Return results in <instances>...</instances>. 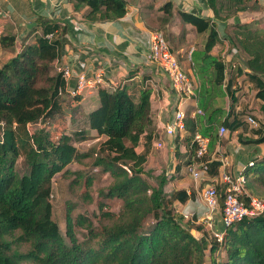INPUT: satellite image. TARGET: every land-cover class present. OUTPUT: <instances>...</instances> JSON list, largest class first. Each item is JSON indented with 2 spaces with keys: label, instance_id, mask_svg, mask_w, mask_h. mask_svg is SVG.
Here are the masks:
<instances>
[{
  "label": "trees",
  "instance_id": "obj_1",
  "mask_svg": "<svg viewBox=\"0 0 264 264\" xmlns=\"http://www.w3.org/2000/svg\"><path fill=\"white\" fill-rule=\"evenodd\" d=\"M68 1L84 23L116 21L125 16L129 4H138L146 27L164 33L178 63L180 55L187 56L185 24L194 26L197 34L207 33L202 50L192 55L197 76L207 84L200 90L203 116L192 119V108L187 107L185 130L175 137L177 147L184 144L189 151L184 166L204 163L208 178H215L221 168L212 158L216 145L227 143L233 134L243 145L264 144L263 127L251 131L254 137L242 135L248 126L237 109L236 87L240 79H247L264 115V24L256 19L264 7L258 0H204L240 54L230 69L225 58L211 54L223 43L212 20L173 12L169 2L159 9L161 16L151 17L149 0ZM174 17L182 24L178 34L167 31ZM233 18L243 21L229 23ZM33 23L20 44L11 29L0 36V49L11 54L0 64V264H206V259L208 264H264V212L226 226L219 240L209 236L196 217L187 219L177 211L175 204L194 201V192L169 191L164 172L156 175L146 169L154 133L151 88H141L138 95L125 85L99 88L97 107L85 112L79 96L66 98L64 79L54 66L67 42L68 25L45 16ZM220 127L228 138L219 136ZM196 134L209 139L208 152L200 160L194 155ZM96 138L103 141L86 151L79 149ZM142 139L145 151L137 153ZM72 164L93 172L70 171ZM94 172L109 179L99 197L118 200L121 207L116 213L103 212L104 201L98 202L100 217L109 220L100 228L86 216L72 217L68 208L65 240L53 218V178L59 173L73 176L70 187L81 186L82 199L88 202ZM242 176L246 194L259 198L255 186L264 188V156L253 159ZM216 190L222 205V189ZM241 200L249 206V198ZM75 228L84 229L80 238Z\"/></svg>",
  "mask_w": 264,
  "mask_h": 264
},
{
  "label": "crops",
  "instance_id": "obj_2",
  "mask_svg": "<svg viewBox=\"0 0 264 264\" xmlns=\"http://www.w3.org/2000/svg\"><path fill=\"white\" fill-rule=\"evenodd\" d=\"M149 1L153 3L151 17L161 16L162 13L159 9L169 2L173 12L182 11L214 21L223 43L227 40L222 38V35H225L224 24L214 19L212 10L206 6L204 0ZM258 3L264 7V0H258ZM0 11L2 13L0 16L2 32L11 29L16 34L18 44L28 35V30L32 28L28 26L38 16H45L68 25L67 42L63 45L59 59L54 63L55 68L58 66L69 67L72 70L71 87L76 85L79 74H84L86 78L90 79L98 73H104L103 82L100 86L95 89H87L79 95L85 112L97 107L99 88L115 89L125 85L138 95L141 88L150 87L154 133L147 149L146 169L153 171L156 175L164 172L170 180L169 191L186 190L188 193L194 192L195 199L197 198V182L193 181L187 174L186 166L183 164L188 158V148L184 144L177 147L175 137H168L164 134V126L171 120L176 108V94L159 66L148 59L149 42L153 32L146 27L144 16L138 4H129L123 18L102 23L82 22L81 14L73 11L72 4L68 0H0ZM242 21V19L233 18L229 20V23ZM181 28V22L174 17L167 26V31L178 34ZM184 28L187 31V46L185 48L187 56L182 57L180 55L179 63L195 86L196 102L199 107L200 90H202L203 84L205 87L207 84L197 76L192 55L202 50L207 33L197 34L196 29L191 24H185ZM161 33L165 36L163 32ZM223 43L212 49L211 54L213 56L224 58ZM9 57L11 54L0 49V64ZM226 65L227 69H230L234 62L229 59ZM143 77L147 78L144 82H142ZM66 98L69 97L66 95ZM225 106L228 108L227 101ZM188 107L193 109L191 101ZM198 117L200 116L195 119ZM222 137L228 138V133ZM99 139L103 140V138H96L91 141ZM159 143L162 145L161 148L157 147ZM144 145L145 140L142 139L139 147L136 148L137 153L145 151ZM260 146L240 144L237 142L236 134L231 135L227 143L216 145L214 154L217 156L212 155L214 160L221 163L219 175L215 178H208L206 175L200 181H205L206 185L215 183L220 186V191L222 189L223 192V186L220 182L221 174L225 172L233 175L242 174L253 159L262 157ZM186 204H175L177 211L182 215L185 214L182 208ZM205 218L209 220L208 226L215 227V231L218 233L223 232L225 227L221 218L218 219L215 215L209 214L208 211ZM202 240H206L205 237Z\"/></svg>",
  "mask_w": 264,
  "mask_h": 264
},
{
  "label": "built area",
  "instance_id": "obj_3",
  "mask_svg": "<svg viewBox=\"0 0 264 264\" xmlns=\"http://www.w3.org/2000/svg\"><path fill=\"white\" fill-rule=\"evenodd\" d=\"M1 15L2 13L0 11V16ZM1 34L2 28L0 25V36ZM222 38L227 39L225 35H222ZM148 59L159 66L176 94V108L171 120L164 126V134L174 138L185 130L186 109L190 101L193 105L191 117L195 119L197 116L203 115V112L197 106L195 86L178 63L175 55L171 52L161 32L152 33L150 37ZM55 69L62 74L65 82L64 94L69 98L77 97L87 89H95L103 82L104 73L102 72L90 79L86 78L84 74H79L77 76L76 85L71 87L70 79L72 77V70L69 67L59 66ZM248 122L256 125L251 118H248ZM227 133L224 127L219 128V136H224ZM193 145L195 158L200 160L208 152L209 139L200 134H196L193 139ZM157 147L161 148V143L157 144ZM185 169L187 174L195 182L202 180V178L207 175L208 170L204 163H192L186 166ZM220 182L223 186L221 221L224 227L240 221L243 217L257 216L264 212V203L256 197H250L246 194L245 179L242 174L233 175L231 173H222ZM216 186L215 183H210L206 185L201 192V199L209 214H213L219 205ZM242 196L249 198V206L243 203L241 200ZM221 236L222 233L214 234V237L219 240Z\"/></svg>",
  "mask_w": 264,
  "mask_h": 264
},
{
  "label": "rangeland",
  "instance_id": "obj_4",
  "mask_svg": "<svg viewBox=\"0 0 264 264\" xmlns=\"http://www.w3.org/2000/svg\"><path fill=\"white\" fill-rule=\"evenodd\" d=\"M264 10V8H263ZM256 19H259L261 23L264 24V12L256 13ZM218 30V29H217ZM221 31V29H220ZM219 32V30H218ZM220 33V32H219ZM225 55L224 58L227 61L234 62V65L238 62V58L240 54L235 52L231 44L228 40L223 43ZM242 66V64H241ZM239 91V102L237 104V109L241 111L244 115V120L247 123L248 129L246 132L242 133V135H246L243 137H254L251 131H257L261 127H263L264 133V115L259 110L261 105L260 101L256 99L255 94L256 90L252 84L245 78L240 79L239 84L236 86ZM248 118L254 120L256 125L248 122ZM38 128V125H32L31 129ZM222 137V136H220ZM102 139L99 140H88L87 142L78 145L81 151H86L89 148L99 144ZM261 156H264V144L260 146ZM70 171H84L86 173L93 172L92 169L78 165L72 164L69 167ZM95 173V180L92 184V187L89 189V193L91 196L90 201H84L82 199V187L76 185L75 187H70V183L73 179V176L70 178H66V176H62V173H59L54 176L52 183V193H51V204L53 210V218L57 222L61 235L67 240L65 236L66 230V212L68 208H70V212L72 217H76L77 215H83L88 217L94 224L95 227L100 228L103 225L109 224V220H104L100 217L101 212L98 209V202L104 201L105 207H103V212H118L121 207V202L115 199L112 200H103L99 197L98 191L100 189H105L108 186L109 179L106 176L99 175ZM226 173V172H225ZM205 181H199L196 184V192L198 193L197 198L193 202H187V204L182 208L184 211V215L187 216V219H192L193 217L197 218V223H201L206 228V231L209 236L214 237V234L218 233L215 231V227L211 228L208 226L209 220L205 218L207 215V210L204 202L200 198V194L205 187ZM255 191L259 195V199L262 203H264V188L260 185L255 186ZM218 219L221 218V204L218 205L216 211L213 213ZM84 229L75 228V233L78 238L81 237V233ZM206 241V242H205ZM207 239L203 240L204 249L207 252L208 243ZM206 264H208V260L206 259Z\"/></svg>",
  "mask_w": 264,
  "mask_h": 264
},
{
  "label": "water",
  "instance_id": "obj_5",
  "mask_svg": "<svg viewBox=\"0 0 264 264\" xmlns=\"http://www.w3.org/2000/svg\"><path fill=\"white\" fill-rule=\"evenodd\" d=\"M34 26V23L30 24L28 27H33Z\"/></svg>",
  "mask_w": 264,
  "mask_h": 264
}]
</instances>
